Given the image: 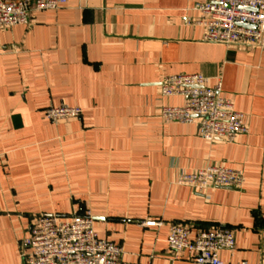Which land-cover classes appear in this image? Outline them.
<instances>
[{"label": "crops", "instance_id": "1", "mask_svg": "<svg viewBox=\"0 0 264 264\" xmlns=\"http://www.w3.org/2000/svg\"><path fill=\"white\" fill-rule=\"evenodd\" d=\"M205 1L67 0L0 29V264L23 263L39 216L88 211L126 263L194 264L169 255L172 223L234 230L224 264L264 258V49L205 43L194 23ZM177 74L220 83L248 133L207 141L195 123L165 122L162 106L185 103L161 96ZM63 104L81 118L51 122L44 111ZM215 164L242 171V189L178 185Z\"/></svg>", "mask_w": 264, "mask_h": 264}, {"label": "built area", "instance_id": "2", "mask_svg": "<svg viewBox=\"0 0 264 264\" xmlns=\"http://www.w3.org/2000/svg\"><path fill=\"white\" fill-rule=\"evenodd\" d=\"M66 5L67 0H0V29L28 25L34 13L56 11ZM194 10L200 13L194 23L204 29L205 43L264 49V0H206L197 3ZM161 96L185 98L182 106L160 108L165 122L195 123L199 136L207 141L234 143L248 133L245 115L222 95L221 84L210 87L201 74L164 77ZM82 114L81 108L64 104L45 110L53 123L80 119ZM177 183L199 193L218 188L240 190L244 176L242 171L215 164L182 173ZM142 225L157 227L163 223L145 221ZM167 244L170 256L178 259L185 255L194 264H224L220 253L236 249L235 233L228 227L193 234L191 227L183 223L169 225ZM24 245L28 251L22 264H132L122 260L121 246L98 237L89 211L71 217L39 216ZM151 263L152 259L145 264ZM259 264H264V258Z\"/></svg>", "mask_w": 264, "mask_h": 264}, {"label": "rangeland", "instance_id": "3", "mask_svg": "<svg viewBox=\"0 0 264 264\" xmlns=\"http://www.w3.org/2000/svg\"><path fill=\"white\" fill-rule=\"evenodd\" d=\"M234 231V230H233ZM234 233H235V231H234Z\"/></svg>", "mask_w": 264, "mask_h": 264}, {"label": "trees", "instance_id": "4", "mask_svg": "<svg viewBox=\"0 0 264 264\" xmlns=\"http://www.w3.org/2000/svg\"><path fill=\"white\" fill-rule=\"evenodd\" d=\"M44 114H45V111H44Z\"/></svg>", "mask_w": 264, "mask_h": 264}, {"label": "water", "instance_id": "5", "mask_svg": "<svg viewBox=\"0 0 264 264\" xmlns=\"http://www.w3.org/2000/svg\"><path fill=\"white\" fill-rule=\"evenodd\" d=\"M246 27H248V26H246Z\"/></svg>", "mask_w": 264, "mask_h": 264}]
</instances>
